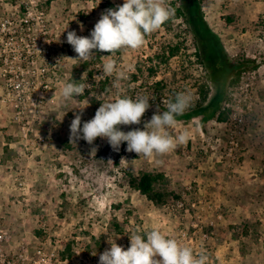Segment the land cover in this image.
<instances>
[{
	"label": "rangeland",
	"instance_id": "obj_1",
	"mask_svg": "<svg viewBox=\"0 0 264 264\" xmlns=\"http://www.w3.org/2000/svg\"><path fill=\"white\" fill-rule=\"evenodd\" d=\"M49 1L0 0V224L10 235L7 251H17L26 240L32 249L44 244L61 253L71 238L74 245L89 248L94 236L106 233L124 244L133 231L158 227L195 252H206L208 264H264V0H169L175 13L181 8L185 16L167 21L138 50L108 57L118 60L121 70L133 67L119 81L121 91L139 62L178 35L187 38L189 53L199 46L205 59L201 65L194 56L175 58L146 86L131 84L136 95L154 100L140 124L120 126L124 132L143 130L158 106L165 110L162 101L175 90L193 98L185 114L210 113L214 107L230 111L223 122L218 113L207 121L203 115L177 120L172 134L188 130L191 138L177 145L179 153L176 147L151 158L128 152L126 142L113 150L99 137L92 144L83 139L69 143L75 115L85 107L81 127L94 116L87 100L61 96L73 75L86 78L83 61L63 58L77 56L67 32L90 37L108 9L105 4L116 8L124 0ZM230 15L233 24L224 20ZM210 33L215 42L202 45L198 39ZM221 49L225 72L219 65ZM242 61H253L259 69L246 71L244 89L237 91L239 86L231 89L229 81ZM104 62L97 67L102 73ZM111 77L117 81L116 73ZM204 77L209 101L198 107L193 85ZM156 82L163 83L158 94L152 89ZM237 101L245 106L241 123L233 118ZM233 140L237 145L230 151ZM66 142L71 149L64 148ZM141 171L165 174L168 191L179 198L170 196L158 207L131 189L126 172ZM113 219L124 223L123 234L116 237L109 230Z\"/></svg>",
	"mask_w": 264,
	"mask_h": 264
},
{
	"label": "clouds",
	"instance_id": "obj_2",
	"mask_svg": "<svg viewBox=\"0 0 264 264\" xmlns=\"http://www.w3.org/2000/svg\"><path fill=\"white\" fill-rule=\"evenodd\" d=\"M174 15L175 9L170 6L169 0H124L122 5L107 9L101 15L90 37L78 36L75 31H68L67 43L77 56L63 58L87 62L96 52L114 56L123 49L138 50L146 43L147 36L158 31ZM131 71L133 67L129 65L127 72ZM127 72L118 68L115 59L105 60L103 75L117 74L115 98L100 101L94 117L84 122L82 127L81 114L85 107L80 110L70 124L69 143L75 145L78 140L83 139L92 144L99 137L106 139L113 150L118 151L121 144L126 142L128 152L146 158L168 154L178 144L186 143L191 138L190 131L184 130L179 135H173L172 130L177 127L176 118L192 105L193 98L187 92H179L174 99L163 100L166 110L161 111L158 106L151 119L144 123L143 130H120L121 125L140 124L151 107L149 101L154 100L148 95L133 98L120 92L119 81L127 78ZM83 79L84 74L80 81ZM89 87L90 85L75 80L67 82L61 88V96L65 100L81 97ZM92 152L95 153V149ZM128 237L130 247L127 250L118 245L116 239L108 240L110 248L100 255L99 264H208L209 261L206 252H195L192 247L181 244L158 227L147 231L137 229Z\"/></svg>",
	"mask_w": 264,
	"mask_h": 264
},
{
	"label": "trees",
	"instance_id": "obj_3",
	"mask_svg": "<svg viewBox=\"0 0 264 264\" xmlns=\"http://www.w3.org/2000/svg\"><path fill=\"white\" fill-rule=\"evenodd\" d=\"M50 1H54V0H50ZM172 4L174 5V3ZM105 7L108 9L115 8L111 3H106ZM22 11L24 14L27 13L24 7ZM174 16H176V18H180L182 16H185V13L183 9L177 8ZM224 20H226L228 24H233L235 22V16L233 15L227 16L224 18ZM191 23H193V21H191ZM166 24L167 23L163 24L162 26ZM208 35L209 36L203 37V39H201L202 37L198 39L202 45L205 44L206 41L211 43L215 42L216 36L211 33ZM149 37L150 35L147 36L146 38L148 39ZM189 50L190 48L187 45V38L186 37L182 38L181 35H178L176 41L174 42L171 41L162 45L159 49H157L156 52L153 53L152 57H149L147 59L146 62H143V60L139 62L136 65L135 73H133L130 77V83L129 85H127L126 90L125 91L120 90V92L124 95H128L135 98L137 95L136 93H134L135 91H133V89L131 88V84L139 83L141 84V86H146L147 84H149L150 80L157 78L159 73L158 70L162 65L169 64L170 61L175 58H179L181 61L182 60L185 61L187 57L194 56L196 57L197 64H201V65L205 64L204 61L205 59L199 46H196L194 53H189ZM121 52H122L121 50L118 51L114 56H111V54L104 52H96V54H94L89 61L83 62L81 64L82 72L86 73V78L80 81L81 79H79V77L73 75V77L68 80V82H73L75 80L77 82H83L90 85V87L85 90L84 95L81 96L80 99L88 101L93 116L95 115L97 109L100 107V101L103 102L110 98L114 99L115 94L117 92L116 80L111 76L103 75V73L100 72L97 67L100 66L108 57L119 58L121 56ZM218 58L220 62H222L219 64L222 66V70L224 72L227 71L228 68L226 62L224 61L222 49L220 51ZM219 60L217 63H219ZM116 61L118 64L119 63L118 60ZM258 69H259L258 65H256L255 62L253 61H242L241 63H239L236 67H234V74L231 80L229 81L230 88L234 89L237 86H239L243 74H245L246 71L248 70L257 71ZM207 78L208 77H204L200 80L198 79L195 81V84L193 85L194 94L195 96L198 97L199 100L198 107H202L209 101L210 91L207 83ZM152 86H153L152 89L154 88L157 94L163 89V83L161 82H156L152 84ZM176 93L179 92L175 90V91H171L172 96L166 95L169 96L168 100L174 99ZM219 94L223 95L222 92H220ZM158 99L161 100L162 96L161 95L158 96ZM229 113H230L229 110H224L220 112V110L218 111L217 107H214L210 113H204L203 111L198 109L197 111H194L192 113H187V114L184 113L185 115L184 114L180 115L176 119L177 120L192 119L195 116L203 115L204 121H207L217 115V120L223 122L227 120V116ZM64 148L71 149L72 146L66 142ZM4 150L6 153H9L8 147H5ZM176 152L178 153L180 152V149L178 147L176 149ZM126 178H128V185L131 189L145 196L150 202H152L154 205L158 207L164 205L170 196H173V198L176 199L179 198L178 195L168 191L167 186L169 185L170 181L163 173L141 171L138 173V175H134L131 172H126ZM61 199L64 201L65 204V205L62 204V207H65L66 195L62 194ZM115 208L121 209L123 208V206L116 205ZM109 230L114 235V237L121 235L124 232V223H119L117 222V219H113L110 223ZM37 234L41 236L42 232L38 231ZM109 238L110 237H107V233L97 237L94 236L92 238V245L89 247V249L102 250L103 247L105 246V242H107ZM74 240H75L74 238H71L68 241L64 242V250L60 253L62 259L65 260L70 259L73 256V245L75 243Z\"/></svg>",
	"mask_w": 264,
	"mask_h": 264
},
{
	"label": "built area",
	"instance_id": "obj_4",
	"mask_svg": "<svg viewBox=\"0 0 264 264\" xmlns=\"http://www.w3.org/2000/svg\"><path fill=\"white\" fill-rule=\"evenodd\" d=\"M27 14V13H26ZM244 77H242L241 83L236 90H243ZM247 86H249L247 84ZM238 102V101H237ZM245 114V106L240 103H236L233 118L236 122L241 123L243 121ZM231 149L233 151V146L235 147L237 143L234 140L231 142ZM186 236V234L184 235ZM206 236V235H205ZM10 243V235L7 230L2 228L0 224V264H99L100 255L110 248V244L107 243L102 250H89L87 246L80 245L76 243L73 245V256L70 259H62L60 253L55 251H50L45 247L44 244L37 245L32 249L29 242L23 240L17 251L10 253L7 251L6 246ZM125 250L130 247V241L124 244H119ZM63 251V249L61 248Z\"/></svg>",
	"mask_w": 264,
	"mask_h": 264
}]
</instances>
